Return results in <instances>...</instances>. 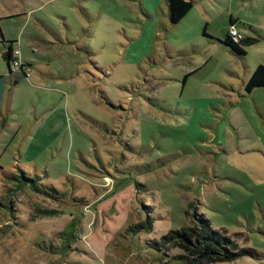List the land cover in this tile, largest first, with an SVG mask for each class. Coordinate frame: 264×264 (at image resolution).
Instances as JSON below:
<instances>
[{"label": "rangeland", "instance_id": "obj_1", "mask_svg": "<svg viewBox=\"0 0 264 264\" xmlns=\"http://www.w3.org/2000/svg\"><path fill=\"white\" fill-rule=\"evenodd\" d=\"M190 1L0 0V264H264V0Z\"/></svg>", "mask_w": 264, "mask_h": 264}, {"label": "trees", "instance_id": "obj_2", "mask_svg": "<svg viewBox=\"0 0 264 264\" xmlns=\"http://www.w3.org/2000/svg\"><path fill=\"white\" fill-rule=\"evenodd\" d=\"M168 3L169 7V20L171 23H177L179 22L187 13L188 11L192 8L193 3L188 0H166ZM237 20L230 19L229 20V25H232L234 23H237ZM219 42L223 43L226 47H228L232 52L238 54V55H243L245 54V47L252 45L257 42V38L255 37H250V36H243L239 42L234 43L230 34L227 33L226 36L222 40H218ZM6 44V50L1 53L2 59L6 62L9 73H12V70L10 69L11 62L13 60V51L15 49L14 47V41H5ZM4 43V42H3ZM24 65H21L23 67ZM22 76L26 77V74L24 73V70H19ZM18 72V74H19ZM258 87H264V66L262 64L257 65V67L253 70L251 73L248 81L245 83L244 88L246 93H250L253 91L255 88ZM198 221L201 222V226L206 225L207 219H203L201 216H198ZM139 225H136V227ZM201 241L198 240V238H194L196 242V248H200L201 245L204 244V242L208 241V234H204V232H199ZM181 235L185 236V231L184 233H181ZM170 238L169 236H165L164 240H167ZM218 241H215L216 244L223 246L226 242H230L229 239L225 237H218ZM213 241V240H211ZM242 252L247 253L245 250ZM236 252H232V254H235ZM225 256V255H224ZM180 259H183V256H179ZM224 259H232L231 256H225ZM185 260V259H184ZM191 264V263H190Z\"/></svg>", "mask_w": 264, "mask_h": 264}, {"label": "crops", "instance_id": "obj_3", "mask_svg": "<svg viewBox=\"0 0 264 264\" xmlns=\"http://www.w3.org/2000/svg\"><path fill=\"white\" fill-rule=\"evenodd\" d=\"M161 1H163V3L165 4V6L167 7L166 8V11H167V15H168V17H169V7H168V3H167V1L166 0H161ZM144 10L145 11H147V8L146 7H144ZM8 17H10V18H12V16H7L6 18H8ZM1 19V18H0ZM245 36H250V37H252L251 35H248L247 33H246V35ZM256 38V37H255ZM0 41L1 42H5L4 41V36H3V34H2V32L0 31ZM8 41H13V40H8ZM14 42H16V41H14ZM14 45V44H13ZM14 47H15V45H14ZM6 50V49H5ZM4 50V51H5ZM3 51V52H4ZM2 52V53H3ZM7 65V64H6ZM8 67V66H7ZM242 71H246V70H242ZM243 72V73H244ZM253 72V71H252ZM8 73H9V71H8ZM10 74V73H9ZM250 75H251V71L250 70H247L244 74H243V80L245 79V80H247L249 77H250ZM189 76V74H184V82L186 81V79H187V77ZM2 75H0V83H2L3 82V79H2ZM242 80V81H243ZM3 84V83H2ZM4 84H3V86H0V96H2V94H3V92H4ZM264 89V87H258V88H255L253 91H251L250 93H253V92H256V91H260V90H263ZM205 100V99H204ZM204 100H197V103H195V104H193V106H192V109L194 110L193 111V113L192 114H194L193 116H195V115H198V113H200V111H201V109H202V106L200 105V102L201 101H203L204 102ZM206 101L207 102H211L210 101V99H206ZM181 115L182 116H184V111H181Z\"/></svg>", "mask_w": 264, "mask_h": 264}, {"label": "built area", "instance_id": "obj_4", "mask_svg": "<svg viewBox=\"0 0 264 264\" xmlns=\"http://www.w3.org/2000/svg\"><path fill=\"white\" fill-rule=\"evenodd\" d=\"M230 26V28L232 27V28H235V24H232V25H229ZM230 34V33H229ZM230 36H231V38H232V40H234V41H238L239 40V38H240V36H238V37H235V36H233L232 34H230ZM19 52H18V50L17 49H14V51H13V60H12V62H11V70L12 71H15L14 69L15 68H17V69H19V70H23V68L21 67V65L22 64H20V62H19V60H18V58H17V54H18ZM19 72V71H18ZM17 72V73H18Z\"/></svg>", "mask_w": 264, "mask_h": 264}, {"label": "water", "instance_id": "obj_5", "mask_svg": "<svg viewBox=\"0 0 264 264\" xmlns=\"http://www.w3.org/2000/svg\"><path fill=\"white\" fill-rule=\"evenodd\" d=\"M8 71H9V69H8Z\"/></svg>", "mask_w": 264, "mask_h": 264}]
</instances>
